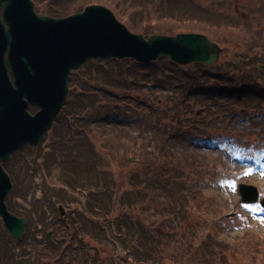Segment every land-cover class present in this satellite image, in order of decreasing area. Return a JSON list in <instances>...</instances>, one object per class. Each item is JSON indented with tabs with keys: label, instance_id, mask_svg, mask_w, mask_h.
<instances>
[{
	"label": "trees",
	"instance_id": "obj_1",
	"mask_svg": "<svg viewBox=\"0 0 264 264\" xmlns=\"http://www.w3.org/2000/svg\"><path fill=\"white\" fill-rule=\"evenodd\" d=\"M49 1L43 0L47 15L51 17L67 16L93 3L108 4L106 0H65V4L61 7L48 8V5L52 4ZM59 1L62 0H57ZM184 2L183 4H190V7L194 6L192 1L184 0ZM174 4L177 5V3ZM183 7L186 6L183 5ZM254 13L255 17L259 18L257 21L250 18L249 24H246L247 21L241 24L242 21L232 18L229 23L236 24L232 26L234 29L226 28L220 31L221 33L218 29L207 27L203 21L195 22L192 17L183 16L176 21H171L175 24L171 28L161 25L162 22L155 23L152 19L145 21L143 26L132 27L134 31L145 36L153 33H203L220 45L231 49L230 53L227 52L229 55L225 61L217 65L207 66L195 63L182 67L168 59H159L150 65H138L128 59L107 60L92 61L86 66L87 69L76 73L77 78L75 77L76 79L70 84L67 106L57 119L52 135L47 137L49 139L45 138L37 151L24 148L4 164L13 180V189L6 200L8 207L13 213L24 217L27 225L25 234L20 240L13 239L0 225V264H99L98 261L103 260L99 256L96 257L87 245L74 242L69 234L62 236L68 239L65 243L55 238V241H51L46 233L57 230L53 221L58 216L56 214L54 217L53 215L49 217L46 214L55 212L58 203L66 204L70 200L67 196L71 188L77 189L79 184L85 186L89 181L92 182V176L81 172L84 168L80 163L89 157V153L81 151L78 146L88 147L89 143H86V140L91 122L102 118L103 115L111 117L119 115L122 97L129 91L135 92V89L147 80L158 89L174 91L177 97L175 95V98L168 99L170 95H165L161 103L148 97L146 107L136 104L133 106V115L126 118L130 119L129 121L137 128L136 138H139L138 151H136L134 149L137 139L130 136L134 141L127 146L126 154L132 157L134 155L135 161L131 165L135 168L132 174L128 173L124 177L135 196L138 187L143 188L154 184L152 182L158 181L159 177L162 179L170 177L169 180H175V182L187 178L184 175L185 169H193L194 163H190L191 159L186 154L177 151L172 141L212 136L226 138L240 153L249 154L264 150V86L253 87L254 84H250L255 80H264V70L257 67L264 64V15L261 17L258 15L259 12ZM251 21H256L258 24L256 23L255 26ZM237 23L240 24L237 26ZM130 25L129 22L128 26ZM216 30L218 33L215 32ZM100 93H103V97ZM162 101H173L178 109L173 112L174 109H172L166 113V116L171 115L169 119L171 127L162 124H153V127H148L149 120L158 116L163 110ZM29 110L32 113L36 111L34 107H30ZM237 118L238 121H236ZM158 121H160L159 117L153 119V122ZM147 128L157 130L156 134L160 136V139H148L145 135ZM111 138L113 139L114 136ZM110 143L111 150L104 153L105 157L109 160L112 156H116L117 159L122 158L119 151L115 152L113 146L115 142L112 140ZM141 153L149 156L148 163L142 157L139 160L136 159L135 156ZM30 157L35 158L32 164L29 162ZM36 160L39 161L38 164ZM125 164L128 163L125 162ZM163 170L167 171L166 174L159 176ZM102 178L109 183L110 176ZM36 179L40 181L41 186H35V182L39 183ZM97 180L99 176H94V181ZM173 185L174 183L165 184L169 188ZM38 191L41 192V196L36 197L35 193ZM162 191L165 199L161 204L164 203L168 209L167 212H170V218L173 214L174 217L166 220L163 215H159L157 224L153 227L135 223L133 226L135 229L131 231L128 229L130 225H127V216L123 210L112 213L111 204H105L110 202L106 198L88 205V208L97 206L96 209L101 212L98 217L108 220L106 224L108 227L116 225L115 234L121 236V240H131L128 242L131 243L134 251L135 264L147 262L151 264H169L170 262L264 264V239L252 234L232 242L219 238L215 229L223 222V219L214 221L211 231L203 237L199 236L196 232L197 224L191 227L190 222H187L191 215L192 204L185 202V213H175L174 203L184 201L185 198L177 196L173 199L168 190L162 189ZM90 192L89 197L94 195L92 191ZM19 198L25 203L30 201L32 209L26 211L14 208L13 200L16 201ZM40 202H45L47 207L35 211L33 204ZM102 202L103 206L100 207L99 204ZM78 205L75 204V206ZM68 220L69 217L61 222L57 221L61 231L65 227L71 228L72 225ZM105 220L102 222L99 220V223L103 225ZM112 220L114 222L111 223ZM125 227L127 228L124 229ZM178 227L184 234L179 235L174 232V229ZM146 228L148 230H145ZM54 236L57 237V234ZM148 239L150 246L146 244Z\"/></svg>",
	"mask_w": 264,
	"mask_h": 264
},
{
	"label": "rangeland",
	"instance_id": "obj_2",
	"mask_svg": "<svg viewBox=\"0 0 264 264\" xmlns=\"http://www.w3.org/2000/svg\"><path fill=\"white\" fill-rule=\"evenodd\" d=\"M109 1H107L108 4L111 6L115 5L122 13L131 14L137 12L138 16L133 20V23L141 26L145 25V20L147 16H149L155 23L162 22L161 25L171 28L175 26V24L171 23V21H176L183 16L192 17V20L195 22L203 21L207 27L218 29L219 33H221L220 31H224L226 28L234 29L232 26H236V24L230 25L229 23L232 18L239 19V21H242L240 23L243 24L245 21L248 22L250 18L256 19V21L259 19L254 16V12H259L258 15L261 17L264 15V11H262L264 10V0H188L194 1L195 6L190 7V4H183L186 7L172 8L167 6L177 5L167 3V0H147L148 2L132 0L133 5L136 7L130 5L131 0ZM123 1H125V7H122ZM173 1L177 3L182 0ZM214 2H218L224 10L220 8V5H217ZM40 7L47 10L45 6L40 5ZM45 10L42 11L44 12ZM117 16L121 21H124V19L118 14ZM256 21H251V23L253 22L256 26V23L258 24ZM240 23H237V26ZM249 23L250 22L246 24ZM215 32L218 33L217 30ZM230 51L231 49L227 50L228 53H230ZM228 53L221 56L219 60L220 63L225 61L229 55ZM262 66L264 68V64H262ZM257 67L259 68V66ZM263 68L259 69L264 70ZM211 84L218 85L220 83ZM250 84H254L253 87H262L264 86V80H255V82ZM250 84L248 83V85ZM128 95L130 97H134L135 102H138L141 97H151L155 101L162 100V97L165 95H170L168 99L175 98V95L177 97V94L174 91L156 89L150 87L147 83H144L143 88L136 92L129 91ZM126 103L127 101L121 103L120 106L125 105ZM162 103L164 104L163 110L160 111L158 116H154L149 120L150 122H148V127H153V124H162L171 127V122L169 121L171 115L168 114L166 116V113L169 110L174 109L172 110L173 112L178 109L173 101H162ZM128 104L129 106L123 107L119 112V114L123 116L122 118H120V116H116V118H114L111 116L105 117L103 115L101 120L92 123L89 127L90 130L88 131L91 133L89 141L91 147L93 148L91 154H96L97 159L98 155L102 156L101 161L98 160L99 180L94 181L95 175L93 173H89L88 176H92V182L89 181L85 186L79 184L81 187L78 186L77 189L71 188V192L68 194L70 200L66 202L67 206L75 205V198L79 201V206L81 208H88V205L91 204L93 199L96 201H103L104 198H106L109 199L110 202L105 204H111L110 211L112 213L118 210H123L124 214L127 216V225H130L128 229L131 231L135 229L133 227L135 226V223H139L146 227H153L154 224H157L159 215H163L166 220L174 217L173 214L172 218H170V212H167L168 209H166L164 203L161 204V202L165 199V196L162 195L163 187L161 186H165L166 183H174V185L168 189L173 190L168 191L170 192L169 194L172 195L173 199L177 196H183L185 199L184 201L174 203L173 210L175 213L183 214L185 213L184 203L188 202L192 204V210L190 211L191 215L187 222H190L189 226L191 227L197 224V232L201 236H204L207 232L209 233L211 231L210 224L212 221L216 219H223V228L221 226L215 229L217 237H223L226 238V240H234L242 238L245 235L252 234L257 238L264 239V208L260 203L261 200H264V155L258 158H253L251 156L244 158L232 151H229L230 149H226L221 144L210 141L209 138H196L192 140L179 141L175 140L176 142L172 141L174 145L176 144L175 149L181 153L187 154L191 159L190 163L193 162L195 167L193 166V169L188 168V170L185 171L184 175H186L185 177L187 178L180 179L176 182L169 180L170 177H166L167 179L159 177L158 181L152 182L154 184L147 185L143 188L138 187L135 191L137 194L135 196L134 191L129 188V185L124 180V177L128 175L126 173L128 171L129 173L133 172L135 168L131 165L133 163L128 165L129 163L125 164V162L134 158V155L132 157V155H127L126 152L127 146L134 141V139L130 138V136L135 138L137 136V130L134 128V124L124 121L126 120L125 117L128 115H133L130 112L133 104L130 101L126 105ZM157 117H159L160 121L153 122V119H156ZM236 121H238V118ZM156 131L153 128H147L145 135L148 139H160V136L156 134ZM165 134L168 133L165 132ZM112 136H114L113 139L111 138ZM136 139L137 141L134 150L138 151L139 138ZM112 140L115 142V145H113L115 152L119 151V153L123 156L122 158L118 157L117 164H115L113 170L109 167V165L112 166V164H108L106 159L103 157L105 156L104 153H107V150L111 148L110 142H112ZM122 144L123 147H121ZM78 146L81 151H87L83 145ZM117 148H119V150ZM135 157L138 160L142 157L144 161L148 163L149 156L145 153H141V155L139 154ZM90 159L93 161L94 157L90 155ZM133 160L135 161V159ZM108 171H113L114 174L111 176L103 174L109 173ZM81 172L84 174V170ZM166 172L167 171L164 170L161 171L159 176L166 174ZM101 175L102 177L110 176L109 183L107 180H103V178L100 177ZM36 180L39 181L38 179ZM238 184L255 186L259 191L258 201L254 204H247L249 207L246 208L244 206L245 203H242L240 200ZM157 185H159V187ZM35 186H41L40 181L39 183L35 182ZM96 187L101 190L97 194L99 195L98 198L96 199L95 195H92L90 198L88 193H91L90 191L94 192L95 190H99ZM40 191L35 193L36 197L41 196ZM30 204V201L25 203L23 199L19 201V207L21 209H25L26 211L32 209V204ZM59 204L61 203H58L57 205ZM33 205V209L35 211L42 210L43 207H47L45 202L34 203ZM99 206L102 207L103 202L100 203ZM55 210L57 213L56 207ZM81 212L84 216L83 222H85L87 226L92 222H95V226H97L99 220L101 222L105 220L98 217L101 212L96 208H88L81 210ZM48 215L49 217L52 215L53 217L55 216L54 212L46 214V216ZM68 222L73 224L74 227L77 226L74 222L71 223L70 220H68ZM83 222L78 221L77 230L79 231H76L74 242L76 239H83L81 243L87 245L88 248H91L96 257L99 256L100 258H104L105 264H135L133 260L134 251L132 250L131 243L128 242L131 240L126 241L122 239L119 244L107 243L103 246L96 242L95 237L92 234L86 233V224ZM58 223L59 222H57L56 225ZM126 228L127 227L124 229ZM145 230H148V228ZM73 232L74 228L71 233ZM174 232L179 235L184 234L180 227H178V229H174ZM71 233L58 232L57 236L58 238H61L62 236H67V234ZM152 242H154V240H152ZM146 244L147 246H150L149 239L146 241ZM179 244L180 243H178V245ZM101 249L104 250V253L101 252ZM113 255H115V257ZM144 264L151 263L147 262ZM169 264L177 263L170 262Z\"/></svg>",
	"mask_w": 264,
	"mask_h": 264
},
{
	"label": "water",
	"instance_id": "obj_3",
	"mask_svg": "<svg viewBox=\"0 0 264 264\" xmlns=\"http://www.w3.org/2000/svg\"><path fill=\"white\" fill-rule=\"evenodd\" d=\"M0 163L26 144L38 145L66 102L71 70L91 59L134 58L150 62L167 57L181 64L212 65L221 49L201 34L132 35L105 7L54 19L38 15L31 0H0ZM8 69L11 72L12 80ZM29 105L39 110L31 115ZM11 180L0 165V216L16 239L25 221L12 215L5 198ZM243 202L257 191L240 186Z\"/></svg>",
	"mask_w": 264,
	"mask_h": 264
},
{
	"label": "flooded vegetation",
	"instance_id": "obj_4",
	"mask_svg": "<svg viewBox=\"0 0 264 264\" xmlns=\"http://www.w3.org/2000/svg\"><path fill=\"white\" fill-rule=\"evenodd\" d=\"M103 237H104V235L101 233V234L99 235V239H102ZM101 245H102V244H101ZM101 252L104 253V250L101 249Z\"/></svg>",
	"mask_w": 264,
	"mask_h": 264
},
{
	"label": "snow or ice",
	"instance_id": "obj_5",
	"mask_svg": "<svg viewBox=\"0 0 264 264\" xmlns=\"http://www.w3.org/2000/svg\"><path fill=\"white\" fill-rule=\"evenodd\" d=\"M244 206H245L246 208L249 207V205H247V204H245Z\"/></svg>",
	"mask_w": 264,
	"mask_h": 264
},
{
	"label": "bare ground",
	"instance_id": "obj_6",
	"mask_svg": "<svg viewBox=\"0 0 264 264\" xmlns=\"http://www.w3.org/2000/svg\"><path fill=\"white\" fill-rule=\"evenodd\" d=\"M133 58H131V60H132ZM133 61V60H132ZM134 62V61H133Z\"/></svg>",
	"mask_w": 264,
	"mask_h": 264
}]
</instances>
